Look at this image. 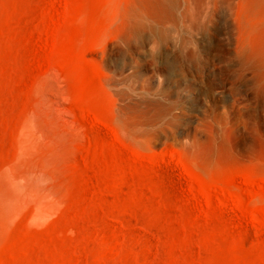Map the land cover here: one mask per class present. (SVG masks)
Masks as SVG:
<instances>
[{
  "label": "rangeland",
  "instance_id": "obj_1",
  "mask_svg": "<svg viewBox=\"0 0 264 264\" xmlns=\"http://www.w3.org/2000/svg\"><path fill=\"white\" fill-rule=\"evenodd\" d=\"M0 264H264V0H0Z\"/></svg>",
  "mask_w": 264,
  "mask_h": 264
}]
</instances>
